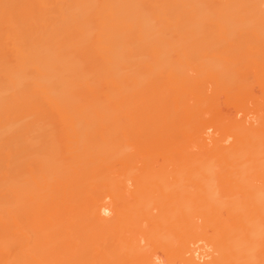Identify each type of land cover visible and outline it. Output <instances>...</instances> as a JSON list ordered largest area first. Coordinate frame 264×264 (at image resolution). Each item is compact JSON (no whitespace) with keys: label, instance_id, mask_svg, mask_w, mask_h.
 Instances as JSON below:
<instances>
[{"label":"bare ground","instance_id":"6f19581e","mask_svg":"<svg viewBox=\"0 0 264 264\" xmlns=\"http://www.w3.org/2000/svg\"><path fill=\"white\" fill-rule=\"evenodd\" d=\"M0 264H264V0H0Z\"/></svg>","mask_w":264,"mask_h":264}]
</instances>
